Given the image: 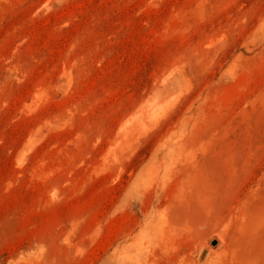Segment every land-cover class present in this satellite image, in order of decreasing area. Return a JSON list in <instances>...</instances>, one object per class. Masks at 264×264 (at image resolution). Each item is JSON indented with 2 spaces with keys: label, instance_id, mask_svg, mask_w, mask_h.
Listing matches in <instances>:
<instances>
[{
  "label": "rangeland",
  "instance_id": "rangeland-1",
  "mask_svg": "<svg viewBox=\"0 0 264 264\" xmlns=\"http://www.w3.org/2000/svg\"><path fill=\"white\" fill-rule=\"evenodd\" d=\"M0 264H264V0H0Z\"/></svg>",
  "mask_w": 264,
  "mask_h": 264
},
{
  "label": "water",
  "instance_id": "water-1",
  "mask_svg": "<svg viewBox=\"0 0 264 264\" xmlns=\"http://www.w3.org/2000/svg\"><path fill=\"white\" fill-rule=\"evenodd\" d=\"M217 241L215 240L213 243L215 244Z\"/></svg>",
  "mask_w": 264,
  "mask_h": 264
}]
</instances>
